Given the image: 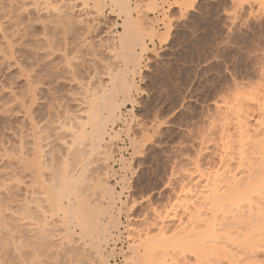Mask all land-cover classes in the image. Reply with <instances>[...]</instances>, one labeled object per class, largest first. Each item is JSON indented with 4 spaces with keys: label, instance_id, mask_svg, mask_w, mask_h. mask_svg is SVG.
Returning a JSON list of instances; mask_svg holds the SVG:
<instances>
[{
    "label": "rangeland",
    "instance_id": "obj_1",
    "mask_svg": "<svg viewBox=\"0 0 264 264\" xmlns=\"http://www.w3.org/2000/svg\"><path fill=\"white\" fill-rule=\"evenodd\" d=\"M97 1L72 0L71 3L73 5L75 3L78 7L84 3H87V7L91 6L90 13H93V20L89 17L88 19L92 22L90 24H96L93 25L96 31L93 29L94 31L92 30L86 37L89 41L97 33L106 37L104 43L109 53V45L112 48L118 45V39L115 36L117 33L110 32H123L121 19H125V16L119 17L117 12H112L114 9L110 3L99 0L98 4ZM260 1L204 0V4L198 8L195 7V3L199 0H131L134 20L131 28L134 36L144 44V47L137 48L140 53V62H138L140 69L135 75H130L137 84V89L135 88L132 92L135 101L134 105L128 103L122 109L123 119L115 124V130L119 132V135L112 141L111 146L109 145L112 159L108 161L107 167L99 170L104 179L114 186L116 191L122 193V204L117 203L114 209V215L119 218L122 225L114 231L113 237L118 241L114 244L110 240L109 245L104 244L103 247L106 248V254L114 249L112 251L113 254L115 253L114 256L108 254L110 264H115L116 257H121V264H128L126 260L130 261L132 256L130 246L142 245L151 239L153 241L162 239L163 242L165 239L167 244L172 240H198V235L204 228H202L201 216L198 214L201 207L199 193L203 190L205 183L203 179H206L205 176L209 172H214L221 167L223 145L227 144L228 140L224 142L222 139L226 137L224 133L231 135L232 140L238 139L236 138L238 129L234 127L236 122L233 125V120L231 121L229 117V122L232 123L229 126L225 118L228 115L234 116L237 104L240 107L244 104L249 107L246 110H250L248 119L252 127L262 117L263 110L261 111L262 107L259 105L264 103V4ZM58 2H52L54 3L52 4L45 3V0H0V11L4 10L0 13V25L4 24L9 29L17 28L18 25L17 29L14 28L11 31L18 34V31L20 33L24 31L23 26L32 24L33 39L36 38L35 35L41 38L45 33L44 23L35 25L32 22L36 19L47 21L48 13H42L40 17H37L36 10L37 8L39 10L41 6H48L49 12L53 10L51 14L57 13L63 6L61 1L60 4ZM9 10L10 14L12 11V18ZM77 13L80 12L76 11L75 17L69 16L74 19H70L71 22H78L77 19L80 21L84 17L80 14L78 16ZM72 14L75 15V12ZM69 18L67 24L71 27L68 25L65 27L66 23L63 22L64 25L61 24L59 28L50 31L49 35L52 34L50 43L51 45L55 43L54 47H59L54 39L74 27L73 23L70 24ZM8 22L9 26H7ZM78 23H76L77 26ZM79 26L82 29L83 26L81 24ZM2 43L0 32V44ZM42 43L40 47H45L46 43ZM3 52L4 49L0 47V53ZM108 53H106L107 57ZM6 57L7 54L5 59ZM5 59H0V64L4 63ZM117 62L122 65V59L117 58ZM93 76H89L87 82L79 76L61 77L56 82H44L38 92H33L29 100H24L23 94L17 92L20 107H16L9 96L0 99V110L8 104L9 111L14 108L15 112L22 113L0 119V180H3L5 175L11 179L14 178L13 180L19 176V179L26 180L24 181L26 185L23 184L21 187L18 185L21 189L28 187L27 183H29L28 189L31 188L33 181H36L38 188L39 184L42 188V185L51 183L56 173L52 175V170L56 171L63 157H67L68 144L66 143H71V127L77 122L80 104L91 93L93 86H97V77ZM6 78L8 77L0 73V88L8 87L3 83ZM17 83L20 82L17 81ZM89 85H93L92 88ZM83 94L87 95L83 96ZM25 104L33 105L27 113H23ZM53 104H55L54 109ZM130 109L133 112L130 113ZM242 109L245 108L242 107ZM51 111L55 112L54 118L49 114ZM69 114L75 118H68ZM41 115L44 119H40ZM81 115L79 114L78 117ZM223 123L226 124L222 125ZM53 124L57 126V131L50 134L49 129ZM33 126L39 130H34ZM232 142L229 146H232L233 151L236 147L233 144L237 145L238 142ZM24 147L25 151H23ZM40 149L43 152L42 157ZM26 150L27 154L30 153V157L33 155V159L28 160L26 156L24 157ZM45 151L52 157L51 159H54L53 167L44 168L45 163L41 162L43 168L39 167L37 170L39 158L41 161H46ZM122 156L131 162L128 161L130 167L127 170L123 168ZM26 161L32 162L31 168L25 163ZM20 162L24 167L23 172L18 170ZM11 164L14 165L10 166ZM94 164L91 165L93 169L96 168ZM12 169L15 171L13 172ZM91 170L89 173L92 172ZM89 176L92 178L94 175L89 174ZM89 176L87 175L88 178ZM92 179L95 180V176ZM88 181L87 185H94L93 180L90 181L91 184H88ZM89 187L92 188V186ZM87 189L83 191L89 194L91 190L88 192ZM7 204L0 203V264H60L65 254L60 244L46 238L44 232L41 233L42 230L38 232V229L30 230L31 227L21 226L19 224L21 219L30 225V218L24 213L21 214L19 210L20 214L14 215L9 210V205L12 209V204L8 206ZM40 233L44 234V239L47 240H44ZM82 243L84 244V241ZM137 247L139 250L142 249ZM167 250L166 257L159 260L161 264L200 263L196 260L197 255L195 256L194 251L190 252L182 246L176 248L168 244ZM81 251L86 253L88 264H90L89 252L84 248ZM232 251H234L232 252L234 257L231 255L233 259L235 255L237 257L241 253L240 249ZM229 253L231 254L230 250ZM240 255L239 257L243 260V255ZM221 260L223 261L220 263L217 261V264L232 263L226 258ZM257 260L258 264H264L263 255Z\"/></svg>",
    "mask_w": 264,
    "mask_h": 264
},
{
    "label": "bare ground",
    "instance_id": "obj_2",
    "mask_svg": "<svg viewBox=\"0 0 264 264\" xmlns=\"http://www.w3.org/2000/svg\"><path fill=\"white\" fill-rule=\"evenodd\" d=\"M58 1L59 2L61 1L63 6L61 5L62 6L61 9L58 7L59 9L57 13L54 12V14H51L53 10L49 12V9L47 8L48 6L45 7L39 6L40 9L38 10L37 8L36 10L38 14V16L36 14L37 17H40L42 13H48L47 14L48 18L46 17L47 21L46 20L45 22L41 21L44 23L43 25L45 26V30H44L45 33H43V37L41 38L39 37V38L41 41H45L43 42L46 43L44 44L46 45L45 47L53 49L54 56L56 54V48L58 47L53 46L55 43L51 45L50 35L52 34L49 35V33L53 29L59 28L58 27L59 25L62 26L61 24H63V22L66 23L65 27H67V25L70 26L69 24H67L69 23L68 21L69 16L75 17L76 11L80 12L77 13L78 16L79 14L80 16L81 15L84 16L80 21L78 19L77 21L83 26L82 29L84 31L82 34H84L85 36L91 33L93 29L95 30V27H93V25H96V24L92 25L90 24L92 22H89L88 17L92 19L93 13L92 14L90 13V11H92L90 9L91 6L90 7L88 6L90 10L87 9L88 8L86 6L87 3H84L80 7L76 6L75 3L73 5L71 3L72 0L69 1L45 0V3L46 2L57 3ZM102 1H104V3L105 2L110 3L111 7L114 9V11L112 12H117L116 14H118L119 17L121 15L125 16V19H121L123 20L122 25L124 30L123 32H119V31L110 32L111 34H116V33L118 34L115 35L116 38L118 39V45H115L116 47L113 46V48L112 46L109 47L110 45L108 46V50H109V53L107 52L108 60L104 61V70L94 76L92 75L95 78L97 77L96 78L98 80L97 86L92 85L94 88L92 91H90V89L92 88V86H90L91 85L90 83L89 86L91 88L89 89V91L91 93L89 95L86 94L87 96L83 94V96H86V98H84L85 100L82 99L84 100L83 103L81 102L82 104L79 103L81 105L80 107L81 109L80 111H78V116L79 114H82L84 116L82 115L80 117L77 116L78 118L76 117V121H77L76 124L71 127V132H70L71 143H66L68 144L67 157H63L64 159L62 161L60 160L61 163L60 164L58 163L59 166L58 168H56V171L52 170L53 171L52 175L54 172L56 173H54L51 179V183H47L45 185L46 188L44 185H42L41 188V184H39L40 186L38 188V184L37 185L35 184L36 181L35 182L33 181L34 183L33 185H36L37 187L35 186L36 188L34 187L35 188L34 189L32 187L33 185H31L32 183H30L31 188L28 189L29 183H27L28 187L26 186L23 189L20 188L21 194L23 196V202H21L19 198H15L13 200L6 202L8 204H12V209H11V205H9L10 206L9 210L14 215L17 216V214L18 215L20 213L23 214L26 211H28L30 205L32 206L39 205L45 200H48L49 202L55 201L58 209L64 213L67 222L69 224H74L76 227L81 228V231L83 233L81 240L84 241V249L88 251L89 254L91 255L90 259L93 258L92 260L89 259V261H91L89 262L90 264H110L108 254H111L113 256L115 254L112 253L114 249L111 252L109 251L108 254H106L105 253L106 248L104 249L103 247L104 244L109 245L108 243H110V240L111 243L114 242V244L117 243L118 241V240L116 241V239L113 236H115L114 231L119 229L121 223L119 218L114 215V209L117 206V203L122 202V197H121L122 193L116 191L114 186L109 184V182L104 179L103 174H101L99 170L107 167L106 165L108 164V161L112 159L109 145L111 146L112 141L116 139L119 135V132L115 130V124L116 122L123 119L124 114L122 109L125 108L128 103L134 105L135 100L132 97V92L136 88L137 84L134 82V80L131 78L130 75L131 74L135 75L138 72V69H140L138 67L139 65L138 62H140L139 61L140 53L137 51V48L144 47V44L141 43V41H139L134 36V32L132 31L131 28L132 23L134 21L132 16L133 7L130 4L131 0H102ZM261 1L260 2L264 4V0ZM98 2L99 0L97 1V3ZM194 3L195 2H193V4ZM22 4L23 3H21V5ZM193 4L191 3L192 6ZM64 5H67V7L65 8ZM184 5L185 4H183V6ZM191 5L189 6L192 7ZM186 8L188 9L189 7ZM12 10H14V8ZM2 12L0 11V13ZM74 12L75 15L72 14ZM9 14H10V10H9ZM11 14L10 16L12 18L13 15ZM10 16L8 15L9 18ZM70 19L74 20L71 17L69 18V20ZM71 20H70V24L73 23L71 22ZM12 23L13 22H11V25ZM79 23L78 26L76 24L75 26L81 28V26H79L80 25ZM2 26L0 25V32L2 34V38L4 35L3 29L5 28H7L8 35H10L12 38H16L17 32L16 33L11 32L15 27L13 29L11 28L9 29V27L4 26V24ZM7 26H9V22ZM12 26H14V23ZM16 27L18 28L19 26L17 25ZM18 33H20V31H18ZM35 37H37V35H35ZM54 40L57 41V39ZM56 44L58 43L56 42ZM117 58L122 59V65H120L117 62ZM84 90L86 93V89ZM84 90H82L83 93ZM250 100L251 99H249V101ZM244 102L242 103V105L244 104ZM238 105L239 104H237V106L235 105L236 107L234 110H236V108L237 110L235 111V113H233L234 116L228 115V117L225 118L227 121L226 120L223 121H226V123L229 126H231L230 123L232 120H233L232 122L233 125L236 122L235 124L237 126L235 125L234 127L238 129V134L237 133L235 134L238 135L236 138H238L239 140L238 139L232 140L231 135H229L228 133H224L225 131L227 132V130L222 131L224 134H226V137L224 135L225 138L222 139L224 140V142H226L225 141L226 139L228 140H227V144L224 143L225 146L223 145V157H222V163L220 165L221 167L217 170L215 169L216 171L214 172L210 170L211 172H209L205 176L206 179H203L205 180V183L204 186L202 187L203 190L199 193L200 194L199 199L201 200V204H200L201 207L198 214L201 216V221H203L202 228L203 227L204 228L202 232L199 231L201 233L196 232L199 233L198 240L180 239V241L172 240L173 242L171 241V243H169L168 241L170 247L176 246L177 248L179 246H182V248L189 249L190 252L194 251L196 253L195 256L197 255L198 257V258L196 257V260L197 261L199 260L198 262H200L199 264H214V263L217 264V261H219V263L223 261L221 260V258L222 259L226 258L232 261V263L229 261L230 264H258L259 261L257 259L260 258L261 255L264 256V108H263L264 103L259 105L263 108V109L260 108L261 111L263 110L261 112L262 113L261 115L262 117H260L261 120H257L256 121L257 123L255 124V126L253 125V127L250 123V120L248 119L249 118L248 111H250L248 110L249 107L246 106V104H244L241 107L240 105L239 106ZM242 107L245 109H242ZM247 107L248 109L246 110ZM245 110L247 111L246 113L248 114L245 113ZM129 112L131 113L133 112V110L130 109ZM82 117L85 119H83ZM229 117L231 118L230 122H229L230 119ZM233 117L234 119H232ZM68 118L73 119L75 118V116H73L72 118L70 115V117ZM226 123H223L222 125ZM33 129L39 130V128L37 127L34 128V126ZM108 139L111 143H109ZM232 141H235V143L236 141L238 142L237 145L233 144L234 147L236 146L235 149L233 147L234 149L233 151H232V146H229L231 143H233ZM224 147L226 148V150H224L225 149ZM23 149H24L23 151H25V147ZM123 149L124 148H122V150ZM17 150L19 151V149ZM27 152L28 151L26 150L24 157L26 156L28 160L33 159V155L32 157H30L29 155L30 153L27 154ZM40 152H41L40 156L42 157V153H43L42 150ZM45 154H46L45 157L46 161H41V158H39L40 162L38 161L37 170L39 169V167L42 166L41 162L42 164L45 163L44 164L45 166H43L44 168H47L48 166L51 167L53 165L52 163H54V159H51L52 157L49 156L48 152L45 151ZM28 157H30V159ZM70 159H72V161H70ZM23 161H25V159ZM128 161L130 162V160H127L122 156V163L124 170H127L128 167H130ZM92 164L96 165V168L93 166L95 169L91 168ZM12 165L14 164H11L10 166ZM19 167H21V162ZM43 167H41V169ZM90 170L92 171L91 173H89ZM14 171L15 170H13V172ZM88 173L94 175L95 180L92 179L94 178V176H92L91 178ZM87 175L91 179L88 178ZM92 180L94 181V185H92L90 182ZM24 181L26 180L24 179ZM52 181H55V183H53ZM87 181L88 184L91 185H87L86 184ZM24 185H26V183ZM86 185L87 187L85 188ZM89 186H92V188H90ZM32 188L33 190H30ZM86 189L88 192H90L91 190V192L89 194L87 192L84 193ZM6 203L3 202L2 204H6ZM18 210L20 213H18ZM120 212L121 211L119 209V214ZM199 221L197 220L198 223ZM21 226L25 227L24 225ZM28 228H30V225ZM33 229L36 228H31L30 230ZM38 232L40 231L38 230ZM43 232L44 231H42L41 233ZM185 233L189 234L187 232ZM44 234L43 235L41 234L43 237L40 235V237H42L43 239L45 237ZM47 237L48 236L46 235V238ZM188 238H190V236ZM151 240L145 241L142 245L141 244L137 245L142 248L140 250L138 249L137 246L134 247L130 246V248L132 249L131 250L132 256H131V260L129 259L130 261L126 260L127 263L128 264H159V263L161 264V261L159 260L164 259V257H166V255L168 254V250H167L168 244L165 242V239H163L164 242L161 241L162 239H160L161 242L155 239L154 241L152 240L151 242ZM175 241L177 242L176 243L177 245L174 243ZM50 242H48L49 246H50ZM52 244L53 243H51V245ZM231 246H233V248ZM233 249H240L241 253L240 252L239 253L241 255L240 254L239 255L240 256L243 255L242 256L243 260L242 258L239 257V255L237 257L235 255L236 260L233 259L234 257L233 256L234 251H232ZM229 250L231 254L229 253ZM161 255L163 256V258ZM121 261H122L121 257H116L114 262L115 264H121L122 263ZM239 261H242L243 263L242 262L240 263Z\"/></svg>",
    "mask_w": 264,
    "mask_h": 264
},
{
    "label": "snow or ice",
    "instance_id": "obj_3",
    "mask_svg": "<svg viewBox=\"0 0 264 264\" xmlns=\"http://www.w3.org/2000/svg\"><path fill=\"white\" fill-rule=\"evenodd\" d=\"M203 4L204 0H199L198 3H195V7L199 8ZM64 7L66 8L67 5ZM41 23L40 19L33 22L35 25ZM75 24L76 22L73 21L74 27L57 37L56 42L59 47L56 49L55 56L53 49L39 46L42 43L39 37L33 39L32 24L23 26L24 31L18 33L16 38L7 34V28L3 29V43L0 44V47L4 49V52L0 53V59H5V53L7 57L5 62L0 64V73L8 77L3 81L8 87L0 88V99L9 96L16 107H20V98L16 95L17 92L23 94L24 100H29L33 96V92H38L44 82H56L61 77L71 76H79L87 82L89 76L103 71L104 61L108 58L104 43L106 37L97 33L89 41L82 34L84 30L75 27ZM17 81L20 83L18 84ZM133 95L135 96V93ZM31 107L33 105L25 104L23 113H27ZM54 108L55 104H53ZM8 109L9 105L5 104L4 109L0 110V119L10 118L14 114H22L15 112L14 108L11 111ZM49 114L53 118L55 117L54 111ZM40 119H44L43 115ZM56 131L57 126L53 124L49 132L52 134ZM25 163L29 167L32 166L31 161ZM18 170L23 172V166ZM52 182L55 183V181ZM23 184L22 179L13 180L5 175L3 180H0V203L15 198H19L23 202V196L20 187H18V185L23 186ZM24 215L30 218L31 228L44 231L51 240L58 242L65 250L60 264H88L86 253L81 251L84 248L81 241L83 236L81 228L67 222L64 213L58 209L55 201L45 200L39 205H30L29 210ZM20 224L29 227L24 220H21Z\"/></svg>",
    "mask_w": 264,
    "mask_h": 264
}]
</instances>
